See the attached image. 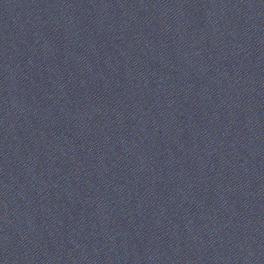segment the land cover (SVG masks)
<instances>
[{
    "label": "water",
    "instance_id": "water-1",
    "mask_svg": "<svg viewBox=\"0 0 264 264\" xmlns=\"http://www.w3.org/2000/svg\"><path fill=\"white\" fill-rule=\"evenodd\" d=\"M264 207V0H0V264H206Z\"/></svg>",
    "mask_w": 264,
    "mask_h": 264
}]
</instances>
